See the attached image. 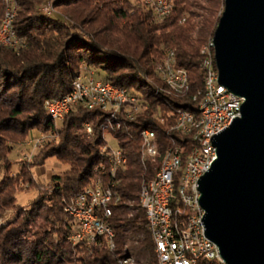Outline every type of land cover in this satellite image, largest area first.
I'll use <instances>...</instances> for the list:
<instances>
[{"label": "trees", "instance_id": "16d2710c", "mask_svg": "<svg viewBox=\"0 0 264 264\" xmlns=\"http://www.w3.org/2000/svg\"><path fill=\"white\" fill-rule=\"evenodd\" d=\"M48 1L55 11L42 9ZM172 1L171 14L160 21L144 0H16L14 30L20 46H0V163L5 170L12 150L8 141L24 138L33 129H57L46 102L69 93L82 70L138 92L147 107L139 105L141 112L133 119L78 107L60 121V142L44 158L57 156L70 168L52 177L49 198H35L26 212L20 211L21 221L0 227V264H121L127 256L140 264H158L139 195L157 172L170 138L184 141L173 130V114L183 109L200 117L203 47L213 39L225 7V0ZM5 9L0 0V19ZM169 52L188 76L189 87L181 94L156 72ZM86 123L93 126L91 134L83 132ZM147 128L156 131L162 146L156 163L141 160V132ZM106 129L127 155L116 175L109 172L102 149ZM102 174L104 184L117 182L115 194L121 198L109 219L115 248L105 237L101 245H73V220L66 205ZM16 181L8 172L0 176V210L14 207ZM33 226L37 230L31 237Z\"/></svg>", "mask_w": 264, "mask_h": 264}, {"label": "water", "instance_id": "95a60500", "mask_svg": "<svg viewBox=\"0 0 264 264\" xmlns=\"http://www.w3.org/2000/svg\"><path fill=\"white\" fill-rule=\"evenodd\" d=\"M213 42L219 82L243 103L198 182L205 234L224 264H264V0H225Z\"/></svg>", "mask_w": 264, "mask_h": 264}, {"label": "built area", "instance_id": "2783aa9c", "mask_svg": "<svg viewBox=\"0 0 264 264\" xmlns=\"http://www.w3.org/2000/svg\"><path fill=\"white\" fill-rule=\"evenodd\" d=\"M155 12L158 20H164L173 10L172 0H144ZM0 42L13 43L20 46V40L14 33V21L3 35H0ZM216 66L210 67V80L212 84V94L207 103V127L203 136L196 145V157L194 167L188 177V183H191V190H186L184 198L179 203L178 211L183 215V224L187 227L189 235L195 238V250L202 255V261L218 260L222 262L218 246L210 240L205 234V225L203 222L204 209L200 204L201 193L199 191V179L210 170L214 160L217 158V148L214 147L213 138L216 133L225 130L234 119L240 117L242 112L243 98L231 92L226 86L219 82V77H215ZM157 74L173 75L174 80L181 82L184 71L177 68L174 55H166L159 61L156 69ZM76 84H82L86 88V94H93L94 104L92 109H98L102 112L114 111L116 115L128 116L130 108L133 105H142L147 107L146 103L140 99L139 93L134 90H128L127 87L114 85L110 81H104L96 77L94 71L82 70L75 79ZM86 97L75 95V89L64 94L59 98H54L46 102V108L49 114L58 115L60 121L78 107L85 108ZM174 115V122L180 125V132L187 129L191 123V118L186 112H180ZM166 118H162L164 123ZM84 130H92L91 123H86ZM170 131V127H169ZM107 132V131H105ZM108 133V132H107ZM108 140V139H107ZM142 146L145 147V153L149 159H152L155 153L153 140L141 133ZM40 140L35 142L39 145ZM108 149L105 143L103 151ZM120 166H124L123 154L119 151ZM179 163L178 147L172 149V160L166 173H161L160 180H156L155 191L151 197L152 207V236H155L156 246H160L163 263L158 264H189L182 255V245L178 243L170 223L165 219V199L170 191L169 176L172 174V168ZM102 173L105 174L102 168ZM103 174L98 176L95 181L86 186L82 191L76 194L66 205V211L73 220L70 242L73 245L91 246L94 244H104L102 230L105 228V221H108L106 214L107 200L105 197V187H103ZM194 222H201L204 225V232L194 231Z\"/></svg>", "mask_w": 264, "mask_h": 264}, {"label": "bare ground", "instance_id": "6f19581e", "mask_svg": "<svg viewBox=\"0 0 264 264\" xmlns=\"http://www.w3.org/2000/svg\"><path fill=\"white\" fill-rule=\"evenodd\" d=\"M6 4V9L3 17L0 19V35H3L7 28L10 25V21H14L16 17V13L18 10V4L16 0H3ZM14 33L16 34L15 30ZM17 36V35H16ZM0 46H10L17 48L18 46L14 45L13 43H2L0 42ZM168 55H174L175 53L169 52ZM216 65V58H215V48L213 39L208 42L203 47V59L201 63V70L203 74V81H204V98L200 105V114L199 119L195 117L194 113L186 111V110H179L177 114L180 112H186V115L191 118V123L187 126V129L182 132V138L184 141H179L175 138H170L169 143H167L163 147V156L160 161V166L157 169L154 177L145 182L143 187L141 188V192L139 195V202L140 205L146 212V220L148 224V228L152 235V207H151V197L153 191H155V183L156 180H160L161 173H166L170 167L171 160H172V149L178 147L179 150V163L177 166L172 168V174L169 176V183H170V191L166 195L165 199V219L167 223H170L172 234L174 238H176L178 243L182 245V255L185 261L189 264H199L202 260V255L197 250H195V238L193 235H189L187 232V227L183 224V215L181 212L178 211L179 203L184 198V193L186 190H191V183H188L189 174L192 173L194 167V159L196 157V145L198 140L203 136L205 128L207 127V103L208 99H210L212 94V84L210 80V67ZM182 70V69H181ZM184 71V70H183ZM163 81L169 85L174 91L177 93H183L188 87V76L187 73L184 71V76L182 77L181 82L179 80H174L173 75H166L160 74ZM215 77H219L218 67L216 66L215 69ZM75 89V95L79 97H86L85 108L92 109V105L94 104V96L93 94H86V88L82 86V84H76L74 82L72 90ZM197 97H195V100ZM139 105H133L130 108L128 116L126 118L133 119L135 111H139ZM110 113L112 118H118L121 115H116L114 111H106ZM50 117L56 121H60L58 119V115L49 114ZM112 122H109L110 125ZM114 126V125H112ZM108 127V126H107ZM117 127V125H116ZM105 128V127H104ZM114 128V127H113ZM115 129V128H114ZM173 130L177 135L180 132V125H175ZM109 135L111 132L106 129ZM89 134L92 133V130H87ZM142 134L148 136L149 140H153V145H155V153L152 159H149L148 155L145 153V147L142 148L141 153V160L144 163H156L158 155L160 154V148L162 147L156 140L157 134L156 131L147 128L142 130ZM219 133H216V135ZM181 136V135H179ZM173 137V136H171ZM119 147V146H118ZM214 147H216L214 145ZM107 148H113L107 141ZM119 151L123 154V162L124 166L127 163V155L123 148L119 147ZM117 149H108L107 151H103L107 154L108 157V170L112 175H116L117 172L123 168L120 166V155ZM105 154V155H106ZM117 182H113L112 184H104L105 187V197L107 200L106 206V214L108 217V221H105V228L102 230V237H105L107 243L110 245L112 249L115 248L114 238L115 232L109 222L110 217L113 214V205L115 206L120 202V197L115 194L114 186ZM194 231L195 232H204V225L201 222H194ZM154 243H155V236H152ZM155 254H157L158 263H163V256H161L160 246H156L155 243ZM122 259V258H121ZM214 261V260H212ZM121 264H140L138 263L133 256L123 257L120 261Z\"/></svg>", "mask_w": 264, "mask_h": 264}, {"label": "rangeland", "instance_id": "374dc122", "mask_svg": "<svg viewBox=\"0 0 264 264\" xmlns=\"http://www.w3.org/2000/svg\"><path fill=\"white\" fill-rule=\"evenodd\" d=\"M42 9L44 11H55L51 1L46 2ZM80 68L85 69L86 67L81 65ZM139 112L141 110L135 111V117ZM61 125L62 123L57 121V129L54 131L33 129L24 138H20L17 141H8V144L12 146L9 154L10 168L5 170L0 163V176L2 177L8 172L10 176L16 177V194L14 207L0 210V227L16 221V219L21 221L22 217H19L21 215L20 211L26 212L35 198H49L55 184L52 181V177L64 174L70 168L69 164L61 161L57 156L44 158L52 146L60 142L58 131L62 127ZM83 132L86 133L85 130ZM104 134L106 144L108 141L111 147L116 148L118 142L113 136L107 132H104ZM37 140H40L38 146L35 145ZM104 146L102 149H104ZM22 172H25L26 176L21 175ZM29 230L30 233L28 235L32 237V234L37 229L33 226Z\"/></svg>", "mask_w": 264, "mask_h": 264}]
</instances>
